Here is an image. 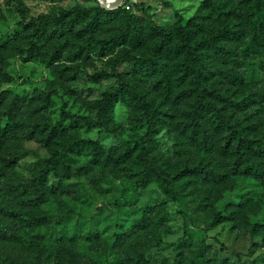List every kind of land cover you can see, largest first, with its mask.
Instances as JSON below:
<instances>
[{"label":"clouds","instance_id":"clouds-1","mask_svg":"<svg viewBox=\"0 0 264 264\" xmlns=\"http://www.w3.org/2000/svg\"><path fill=\"white\" fill-rule=\"evenodd\" d=\"M114 2L109 0V3ZM203 3L204 0H129V4L125 5L128 11L104 23L94 40L90 41L85 36L78 41L86 47L96 40L111 39L109 47L114 43L115 50L102 60H97V55L92 54L96 72L102 73L100 84H71L58 79L49 86L56 89L61 99L69 88L88 89L91 86L94 89V95L77 101L85 119L76 116L63 121L62 126L68 131L60 135V155L52 158L60 159L56 171L61 176L71 165L69 174L78 179L66 185L65 189L72 197L87 200L95 211L87 215L77 214L59 195L51 197L50 185L56 182V177L50 176L48 184L34 191L33 195L63 207L64 211L55 217L62 224L63 231L54 227L47 234L46 242L34 235L27 225L34 217L47 214V209L26 210L16 198L0 192V208L17 213L15 220L0 214V236L4 232L8 234L7 240L0 239V264H92L97 256L103 257L105 264H113L116 260L122 264H137L138 260L140 264H165L166 257L168 264L172 260L176 264H223L226 258H230L228 264H264V230L253 235L249 220L250 215H259L264 209V133L257 138L258 149L249 150L246 147L251 143L250 139H245L243 143L234 141L230 148H226V140L214 135L212 119H201L202 112L197 111L206 102L204 89L216 88L217 96H228L234 103L245 97L264 101V69L260 68L264 64V0H210V6L201 7ZM31 4L47 6L48 10L41 12L38 7L30 6L29 0H0V14L13 22L22 21V29L23 24L33 20L36 27L41 26L42 20H48L55 26V21L70 12L68 20L77 16L82 18L75 29L80 31L96 21L102 0H31ZM229 10L234 19H217L220 11ZM193 15L197 19L188 24L187 20ZM209 15L211 20L201 19ZM223 32L229 35L236 32L240 41L229 43L228 38L221 35ZM168 33H171L170 37ZM137 36L146 37L148 51L155 53L154 58L158 61L154 66L158 69L155 76L151 73L143 75L138 63L140 54L135 48L134 37ZM7 39L9 37L0 32V43ZM125 40L127 43H124ZM161 42L168 51L160 47ZM26 43L16 41L10 50L15 51ZM157 48L160 49L158 52ZM245 50H248L247 53ZM252 52H256L257 56H251ZM179 68L196 70L195 75L223 72L224 76L208 82L201 77L196 81L197 91L190 99L181 97L180 101H176L178 90L170 85L169 91L158 85V81L167 77L175 83L174 77ZM125 71H132L133 75L125 77ZM136 71L142 74L136 76ZM234 78H239L235 88L230 83ZM239 80H243L244 84L241 85ZM19 83H4L0 87V93L9 87L16 88V92L0 105V116L7 115L8 109L18 103L17 94L21 97L34 95L40 97L35 102H19L17 117H24L26 132L32 131L30 125L33 124H40L41 128L51 125V113H36L37 109L48 104L45 98L47 92H24ZM124 88L127 91H120ZM232 92L236 95L233 96ZM109 93L116 95L106 100L105 96ZM252 93L256 95L252 96ZM71 102L69 98V104ZM117 102L118 109L114 107ZM162 112L175 113L177 117L175 121H168V135L144 136L137 132L129 136L131 128H147L149 121L151 126L159 128L156 121L164 119ZM73 120L78 122L76 129L69 127ZM49 132L51 127L41 137L45 142ZM228 135L225 131L224 137ZM133 143H138L140 147L128 162L126 157H122L132 149ZM93 156L100 161L99 167L89 164ZM81 168L83 173L79 172ZM184 169L190 170L185 173L186 179L178 178L177 174ZM36 175L39 172L34 171L31 179L34 180ZM110 177L119 180L126 189L115 205L107 203V198L98 200L96 196L97 192H104L106 187L112 186L108 183ZM128 177L135 179L129 180ZM11 182L20 181L14 179ZM3 186L0 182V188ZM115 191L113 188V194ZM165 192L167 197H164ZM226 193L233 202L228 213L235 212L239 216L235 221L239 227L234 235L243 233L242 239L247 242L232 247L231 241L226 239L225 230L218 237L220 243L213 242V248L201 256L208 243L206 238L214 234L208 231L209 217L224 214L216 207V202L224 200ZM161 198L168 200L166 211L176 214L182 209L184 215H176L172 235L165 241L166 247L169 243L171 246L163 255H158L161 232L154 225L143 232L132 229V216L117 211V206L130 199L139 205V208L133 209L134 212L145 213L146 206L158 204ZM105 203L106 207H100ZM238 204L243 207H237ZM166 211H160L159 215H165ZM147 214L158 218L156 213ZM73 225L76 239L69 243L68 233ZM197 231H203L204 237L197 236ZM121 233L126 234L121 236ZM61 235L65 239L57 243V237ZM80 241L86 243V248L81 247ZM185 242L194 246L181 249L185 254L177 258L175 249ZM222 244L228 247L222 250ZM253 244L257 247L253 248Z\"/></svg>","mask_w":264,"mask_h":264},{"label":"rangeland","instance_id":"rangeland-1","mask_svg":"<svg viewBox=\"0 0 264 264\" xmlns=\"http://www.w3.org/2000/svg\"><path fill=\"white\" fill-rule=\"evenodd\" d=\"M29 2L30 6L38 7L41 12L48 10L47 6L33 5L31 4V0H29ZM127 4H129V0H126L125 3L123 2L122 5L116 8H107L102 4L98 11L96 21L94 20L88 28L81 29L80 31H75V29L76 26L82 22V18L77 16L68 20V16L71 15L70 12L67 13V16H63L55 21V26H52L51 22L48 21L46 25L41 24L40 27H36L35 20H33L30 21L32 24L29 26L23 24L22 29L20 27L22 21L13 22L11 19L0 14V32H3L9 37L4 43H0V70L8 77L5 78L4 75H0V87H3L4 83L14 85L19 81V86L24 92H39L42 94L47 92L45 98L49 101L48 104L44 105L41 109H37L36 113L47 111L52 114L50 119L53 121L51 125H47L43 128H41L40 124L30 125L32 131L26 132L24 117L22 115L17 117L18 106L21 101L27 100L31 103L40 98L34 95L21 97L17 94L16 100L18 103L8 109L7 115L0 116V182L4 185L0 188V192H5L7 196L16 198L19 201L20 206L26 210L33 208L47 209V214H41L34 217L27 225V228L30 229L34 235L46 242L48 241L47 234L54 227L59 231H63L62 224L55 217L57 213L64 211V209L58 203L40 200L39 197L34 196V190H26L25 183L31 179L34 171L39 172L41 167L45 165V162L53 155L55 150L59 149L58 144L60 135H63L68 131V128L65 127L64 130H61L63 128V121L68 119L67 115H82L81 105L77 103V101L81 99L86 100L89 96L94 95V89L91 86L88 89L69 88L68 91L65 92L64 99H61L56 89H50L49 86L56 83L58 79L71 84L86 82L90 85H94L102 82V73L96 72V62L92 60V54L95 53L97 55V60H102L104 56L110 55L114 52L115 44L113 43V46L109 47L111 39H101L96 40L94 44L89 43L84 47L81 46L78 41L84 39L85 36H87L90 41L94 40L96 35L102 31L104 23L109 19H116L122 12L128 11V9L125 8V5ZM132 7H138V5H132ZM201 7H205V5L202 4ZM220 17L225 18L226 21L234 19L231 10L227 14H219L217 19ZM195 19H197V17L193 15L187 20V23L191 24ZM201 19L211 20L212 17L209 15L202 17ZM66 24L71 26L68 27ZM221 35L227 37L229 43L240 41V37L236 32H231L230 35L228 32H223ZM141 36L134 37L135 48L140 54L138 63L143 70V75L147 76L151 73L155 76L158 69H155L154 66L158 61L154 58L155 53L148 51L146 40H144L146 37L141 38ZM167 36L170 37L171 33H168ZM214 39H219V37H214ZM16 41H20L21 43L27 41V43L24 47L16 48L15 51H11L10 49ZM124 43H127V40H125ZM160 47H163L165 51H168L163 42H161ZM245 51L247 53L248 50ZM251 56L256 57L257 53L252 52ZM224 63L227 65L228 61L225 60ZM260 68L264 69V64H261ZM181 69L182 68H179L176 71L174 77L175 83L167 77H165L167 83H165V80L158 81V85H163L169 91H171V88L169 87L170 85L178 90V94L175 97L176 101H180L181 97L190 99L192 95H194L192 77H183ZM141 74L140 71L135 72L136 76H140ZM123 75L125 77H130L133 75V72L125 71ZM218 76H224V73L213 72L208 76H204L203 80L205 82L216 80ZM238 79L239 78H234L230 81L234 88L237 86ZM239 83L243 85L244 81L239 80ZM212 90L214 94L210 99L222 107L223 111L228 115L231 124H236L239 129L246 130V132L253 137H261V134L264 133V101L252 100L245 97V99L239 103H234L228 96H217L216 88H213ZM14 92H16V88L9 87L5 89L3 93H0V105H3L4 100ZM232 95L234 96L236 93L232 92ZM251 95L255 96L256 94L252 93ZM69 98L72 100L71 104H69ZM114 107L118 109L119 102H117ZM36 113H34V115ZM161 115L164 119L157 120V124H159L160 127L156 128L153 135H168L170 131V129H168V121H175L177 119L175 113L162 112ZM233 121H235V123H233ZM49 127H51V132L48 133L46 138L47 142H45V139H41V137H43L45 132H48ZM69 127L71 128L70 125ZM77 127L78 126H75L72 129H76ZM147 128L143 126H134L129 130V136H134L137 132H141L145 135ZM181 135H183V133H181ZM214 135L226 140V148H230L234 141H236V139H233L231 140L232 142H229L228 136L224 137V132L221 134L214 133ZM54 146H56L55 150ZM139 146L138 143H133L132 149L129 152H125L122 159L126 157L127 161L130 162L133 153L137 151ZM70 151L76 150L73 149ZM76 154L78 155L79 152L76 151ZM97 155H99V153H97ZM109 159H111V157H109ZM99 163L100 161H98L95 156L89 161V164L96 165L97 167H99ZM87 166L88 165H84V167ZM70 168L71 165H69L68 169L64 171L63 176H61L58 171L49 175V177H56V182L50 185V196L57 197L59 195L69 206L71 211H74L77 214L87 215L90 212L95 211V209L88 204L87 200L80 201L79 198L72 197L71 193L65 189L66 185L78 179V177L69 174ZM83 171V168L79 169V172L83 173ZM187 172L188 169H184L178 174H183V176L180 177L186 179L185 173ZM24 173H27L28 175L24 176ZM85 175H87V173H85ZM136 175H138V173ZM14 179L20 182H11ZM128 179L133 180L135 177H128ZM108 183L112 186L106 187L104 192H97L96 196L98 200L107 198V203L115 205L116 200L122 197V194L126 189L124 185L115 178H108ZM47 184L48 180L45 185ZM113 188L116 189L114 194ZM113 195L115 196V199H113ZM164 197H167L166 192L164 193ZM36 201H39V203H35ZM167 204L168 200L166 198H161L158 204L154 203L151 206H146L145 213L134 212L133 209L139 208V205L130 199L123 201L122 205L117 206V211H122L125 215L132 216V229H137L143 232L152 228L154 225L155 228L161 232V239L159 241L160 247L157 248L158 255H163V253L167 251V247L171 246L169 243L166 247L165 241H167L172 235L171 228L176 219V215H182L180 211L182 209L177 210L176 214H173L171 210L166 211ZM232 206L233 202L228 198L227 193L225 194L224 200L216 202V207L221 209L224 214H217L209 217L210 223L208 231L214 234L206 238L208 239V243L202 249L201 256L213 248V242L220 243L218 237L221 233H224L225 230H227L226 239L231 241L232 247H235L237 244L243 245L247 242L242 239L243 233L234 235L239 227V225L235 223V221L239 219V216L235 212L228 213V209ZM100 207H106V203L101 204ZM237 207H243V205L238 204ZM160 211H166V214L159 215ZM147 213H156L158 218L148 215ZM0 214H3L10 220H15L17 218V213H9L4 208H0ZM148 217L153 218L154 222L152 224L149 222ZM249 220L252 223L251 232L253 235L264 230V223H261V220H264V209L260 211L259 215H250ZM137 221H139V223H137ZM126 223H128V221H126ZM120 227H123V225ZM73 230L74 225L73 229L68 233V239H73V241H75L76 237L73 235ZM125 234L126 233H121V236ZM196 235L204 237V232L197 231ZM0 239L7 240V232H4L3 236H0ZM64 239L65 237L61 235L57 237L56 242L58 243ZM79 243L81 247L86 248V243L84 241H80ZM193 246L194 245H188L187 243L179 244L175 249L176 257L179 258L184 256L185 253L184 251H181V249ZM224 247H228V245L222 244V250ZM252 247H257V244H253ZM228 259L230 258H226L223 261V264H228ZM93 260L95 261V264H105L103 257L97 256ZM113 264H122V262L116 260L113 261ZM137 264H140L139 260L137 261ZM165 264H168L167 257L165 258ZM171 264H176V261L172 260Z\"/></svg>","mask_w":264,"mask_h":264},{"label":"trees","instance_id":"trees-1","mask_svg":"<svg viewBox=\"0 0 264 264\" xmlns=\"http://www.w3.org/2000/svg\"><path fill=\"white\" fill-rule=\"evenodd\" d=\"M125 1H124V3H125ZM203 4L205 6H210V0H204ZM103 9L106 10L105 8H103ZM229 12H230V10L229 11H220L219 14H227ZM64 16H67V13H65ZM47 23H48V20H42L41 21L42 25H46ZM31 24H32L31 22L27 23L26 26H29ZM159 50L160 49L157 48V52ZM195 71L196 70H190L187 68L181 69V74L183 77H189V76L192 77V83L194 85V89H193L194 94L197 91V89L195 87L196 81H199V80H201V77H204L203 73H201L200 75H195ZM0 75H4L5 78H8L7 75L4 72H2L1 70H0ZM120 91H127V89L124 88V89H121ZM204 93H205L206 102L204 104H202L197 109V111L202 112L201 117H200L201 119H203L205 117L212 119V123L215 125L213 132L215 134H221V133L227 131L229 133V135H228L229 142H232L231 140L236 139V141L239 140L241 143H243V141L245 139H250L251 143L246 145V147L249 150L258 149L259 148V142H258L257 138H260V137H253L248 132H246V130L239 129L236 124H231L228 115L223 111L222 107H220L218 104H216L213 100L210 99V97L214 94L213 90L204 89ZM115 95H116L115 93H109L105 96V99L108 100L109 97H113ZM67 116H68V119H72L73 117H76V116H79V118L81 120L85 119V117L82 115H67ZM148 123L150 126L147 128V131H146L144 136L153 135L155 130H156V128L151 126V121H149ZM156 123H157V121H156ZM70 126H71V128H74L75 126H78V122L73 120V123L70 124ZM61 130H64V127ZM141 139H143V137ZM89 143H91V142H89ZM70 150H73V149H69V151ZM59 155H60L59 149L55 150L53 155L45 162V165L43 167H41V169L39 170V175H36L34 180L29 179L25 183L26 190L32 189L34 191H37L41 186H44L46 184L49 175L53 172H56V169L59 167V165L61 163L60 159H53L52 157L59 156ZM189 171L190 170H188V172ZM248 172L251 173L252 169L249 168ZM177 176L179 178L180 176H183V174H177ZM137 183H139V182L137 181ZM180 211H181V214L184 215V212L182 210H180ZM148 219H149V222L151 224L154 222L153 218L148 217ZM186 224H187V221H186ZM61 241H63V240H61ZM60 242H58V243H60ZM71 242H73V239H69V243H71ZM185 243H187V242H185ZM92 264H95L94 260H93Z\"/></svg>","mask_w":264,"mask_h":264},{"label":"water","instance_id":"water-1","mask_svg":"<svg viewBox=\"0 0 264 264\" xmlns=\"http://www.w3.org/2000/svg\"><path fill=\"white\" fill-rule=\"evenodd\" d=\"M125 0H115L114 3H109V0H102V4L107 7V8H116L120 5H122V3L124 2Z\"/></svg>","mask_w":264,"mask_h":264}]
</instances>
